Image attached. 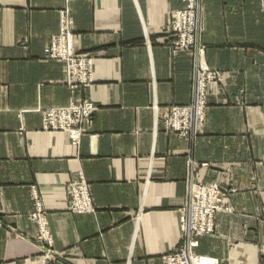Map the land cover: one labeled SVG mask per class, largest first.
Instances as JSON below:
<instances>
[{
	"label": "crops",
	"instance_id": "crops-1",
	"mask_svg": "<svg viewBox=\"0 0 264 264\" xmlns=\"http://www.w3.org/2000/svg\"><path fill=\"white\" fill-rule=\"evenodd\" d=\"M184 0H0V264H31L42 243L37 192L57 264H164L182 244L186 160L207 163L204 182L236 189L232 212L196 253L219 264H264V0H204L208 87L195 142L160 117L191 102L192 56L163 33ZM68 9L75 44L94 59V83L71 90L44 52ZM89 100L93 124L74 145L45 130L38 109ZM91 186L94 214L70 212V181Z\"/></svg>",
	"mask_w": 264,
	"mask_h": 264
},
{
	"label": "built area",
	"instance_id": "built-area-1",
	"mask_svg": "<svg viewBox=\"0 0 264 264\" xmlns=\"http://www.w3.org/2000/svg\"><path fill=\"white\" fill-rule=\"evenodd\" d=\"M71 1V0H68ZM184 10L175 12L172 24L166 34L173 39L174 52H187L193 61V90L189 104L171 106L161 114L166 131L179 135L182 139L194 141L203 131L206 121L208 87L211 83L222 82V73L210 67L202 45L204 0H186ZM60 32L51 38L44 50L48 60L61 61L66 71V84L71 90L87 88L94 83L93 59L79 54L71 30L70 11L61 12ZM42 113L45 130L68 132L72 143L79 145L87 129L93 124L98 107L89 101L72 102L66 107H52ZM208 167L209 164H202ZM199 165L188 160L187 192L180 216L182 244L175 252L163 257L164 264H219L215 258L196 253L199 238L215 234V217L220 212H232L225 199L236 189L227 188L219 182L205 184L198 180ZM71 196L69 210L75 214H94L91 186L80 175L68 184ZM36 210L32 219L38 227L37 240L42 243L40 259L31 264H56L58 252L53 250V238L47 216L40 197L33 193Z\"/></svg>",
	"mask_w": 264,
	"mask_h": 264
},
{
	"label": "rangeland",
	"instance_id": "rangeland-1",
	"mask_svg": "<svg viewBox=\"0 0 264 264\" xmlns=\"http://www.w3.org/2000/svg\"><path fill=\"white\" fill-rule=\"evenodd\" d=\"M72 1V0H71ZM184 2H185V7L184 8H182V9H179V10H176V11H174L173 12V14L175 13V12H177V11H180V10H184L185 8H186V6H187V1L186 0H184ZM63 11H65V10H63ZM172 14V15H173ZM172 19H171V23L166 27V30L168 29V27L172 24V22H173V17H171ZM70 19H71V14H70ZM61 24V13H60V23H59V31H58V33L57 34H55V35H58L59 34V32H60V25ZM71 30H72V26H71ZM166 30L164 31V33H163V38H164V40H162V42L163 43H167L166 41H168V40H170V43L168 44L170 47H172V42H173V39L172 38H170L167 34H166ZM72 33H73V36H74V32H73V30H72ZM54 35V36H55ZM202 36H203V33H202ZM202 36H201V42H202V45L205 47V54H206V52H207V49H206V46L204 45V43H203V41H202ZM53 37V36H52ZM74 39H75V37H74ZM166 40V41H165ZM50 44V43H49ZM46 48V47H45ZM45 50V49H44ZM79 51V50H78ZM185 53H187V52H185ZM79 54L80 55H83V56H89V57H91L92 59H93V57L90 55V54H82V53H80L79 52ZM187 54H190V53H187ZM61 62V61H60ZM93 62H94V59H93ZM63 63V62H62ZM64 64V63H63ZM65 67V66H64ZM93 73H94V66H93ZM88 88V87H87ZM83 101H89V100H83ZM83 101H81V102H83ZM81 102H74V103H81ZM90 102V101H89ZM207 102H208V105H207V107H206V116H207V109H208V106H209V101H208V92H207ZM93 103V102H92ZM94 104V103H93ZM52 108V107H51ZM42 114V113H41ZM206 122V121H205ZM206 124V123H205ZM205 124H204V127H205ZM204 129V128H203ZM203 132V131H202ZM201 135V134H200ZM199 135V136H200ZM198 136V137H199ZM197 137V138H198ZM197 138L194 140V141H189V140H186V139H183V140H185V141H188V142H195L196 140H197ZM189 159H192V160H194V158H187V160H186V173H185V182H186V192H187V176H188V160ZM198 165H199V169H198V171H197V173H198V180H200L201 182H203V183H205V184H211L212 182H204L203 180H201V178H200V171H201V168H205V167H203V166H201L202 164H205V163H199V162H197L196 160H194ZM185 197H186V193H185ZM184 203H185V198H184ZM95 207V206H94ZM183 207H184V205H183ZM183 207L181 208V210H180V216H181V212H182V209H183ZM96 209V208H95ZM232 209V208H231ZM71 212V211H70ZM75 214V213H74ZM179 222H180V219H179ZM180 230H181V228H180ZM215 231H216V223H215ZM204 237H211V236H204ZM204 237H200L199 238V246H200V240H201V238H204ZM182 244H184V240L182 239ZM181 244V245H182ZM180 245V246H181ZM179 246V247H180ZM178 247V248H179ZM178 248H176L173 252H175ZM199 248V247H198ZM173 252H171V253H173ZM170 253V254H171ZM198 254V253H197ZM199 255V254H198ZM202 256V255H201ZM58 257V256H57ZM208 257V256H207ZM163 263H164V261H163ZM56 264H57V260H56Z\"/></svg>",
	"mask_w": 264,
	"mask_h": 264
}]
</instances>
